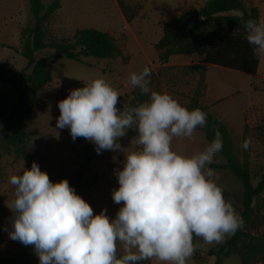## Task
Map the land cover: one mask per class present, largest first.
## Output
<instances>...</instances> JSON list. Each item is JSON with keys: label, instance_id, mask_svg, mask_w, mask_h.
I'll return each mask as SVG.
<instances>
[{"label": "clouds", "instance_id": "clouds-1", "mask_svg": "<svg viewBox=\"0 0 264 264\" xmlns=\"http://www.w3.org/2000/svg\"><path fill=\"white\" fill-rule=\"evenodd\" d=\"M244 28L254 55L264 58V20L248 19ZM150 75L145 66L129 76L131 87L149 96L137 106L118 108L120 93L103 77L58 102L56 127L68 128L73 141L84 138L98 154H124L115 173L119 187L112 191L113 202L122 205L115 218L106 209L94 213L66 178L51 181L35 161L10 177L9 238L32 246L39 264H188L203 246L197 238L221 244L244 227L209 167L223 149L221 133L215 130L214 139L191 155L174 151V138L191 139L207 126V113L152 90ZM132 128L138 131L135 147L125 149L119 140ZM251 144L249 137L241 147Z\"/></svg>", "mask_w": 264, "mask_h": 264}, {"label": "rangeland", "instance_id": "rangeland-1", "mask_svg": "<svg viewBox=\"0 0 264 264\" xmlns=\"http://www.w3.org/2000/svg\"><path fill=\"white\" fill-rule=\"evenodd\" d=\"M53 1L55 0H43L45 5ZM120 1L124 3L129 15L137 12V17L131 22L126 20L124 12L119 7ZM159 1L61 0V9L51 16L46 24L47 41L71 42L79 30L96 28L110 33L115 38L119 54L108 60L89 57L80 63L59 57L48 62L46 69L53 81L38 92L33 113L25 122L29 141L21 149L18 144L12 143L4 129L5 117L8 116L15 97L11 95L7 86L0 83V257L28 251L30 259L27 264H39L32 246H25L9 238L11 221L14 217L10 208L15 191L14 186L9 182L10 177L14 174H22L23 167L30 169L33 161L38 163L42 171L47 172L53 182L74 175L80 163L76 159V154L85 144L91 142L84 139L79 143L78 138L73 141L68 128L56 127L60 114L58 102L66 98L70 90L83 87L84 83L97 77H103L119 91L117 107L120 109L128 106L135 90L129 83L130 74L142 71L145 66L151 69L152 90L171 94L187 108L192 98L198 96L201 104L229 128L234 152L240 161H249L252 182L257 185L264 171V58L261 65L263 72L259 76L209 66L207 78L210 96L208 97L206 78L202 74L191 71L190 66L166 68L159 59L160 52L154 44L147 41L145 25L152 19L143 11L146 6ZM206 1L197 0L191 2L190 6L184 3L181 8H198ZM243 1L247 5L256 4L262 10V20H264V0ZM170 20L171 18L166 17L162 22ZM32 25L33 19L28 0H0V64L4 63L14 71L30 73L31 68L28 67L27 60L21 52L24 44L28 42L23 30ZM52 53L56 51L44 49L36 53V58L41 59ZM177 58L184 60L189 56L180 55ZM214 102L216 103L213 104ZM137 134L135 128L129 129L119 143L125 149L130 146L135 147L133 139ZM249 137L252 144L245 150L241 145ZM209 143L204 133L196 130L191 139L174 138L172 148L179 153L191 155L203 150ZM123 161V152L104 150L88 166V178L97 174L100 182L98 187L93 188L89 193L79 191L77 194L91 205L94 213L106 209L107 215L115 218L122 206L113 202L112 191L119 187L115 173L122 169ZM224 163L221 154L217 153L212 164ZM213 170L219 177L218 183L224 189L225 198L230 200L236 211L240 213L244 195L242 183L231 170ZM263 199L264 191L254 200V215L246 228L249 233L256 236L263 232L260 209ZM231 237L232 235L225 240ZM202 245L199 260L207 258L215 263L216 258L209 256L207 252L219 244L203 243ZM224 264L242 263L238 255H233L225 259ZM243 264H264V253L256 258L247 259Z\"/></svg>", "mask_w": 264, "mask_h": 264}, {"label": "trees", "instance_id": "trees-1", "mask_svg": "<svg viewBox=\"0 0 264 264\" xmlns=\"http://www.w3.org/2000/svg\"><path fill=\"white\" fill-rule=\"evenodd\" d=\"M28 1L33 25L23 30L28 42L24 44L21 55L27 60L31 71L30 73L14 71L4 63L0 64V83L7 86L11 95L15 97V102L5 117L4 129L12 143L18 144L20 149L29 141L25 122L33 113L38 92L53 81L46 69L48 62L59 57L80 63L89 57L108 60L119 54L115 38L110 33L96 28L79 30L71 42L47 41L46 24L51 16L61 9V0H55L49 5H45L43 0ZM119 6L128 22L137 17V12L128 14L122 1L119 2ZM248 19L261 20L258 7L248 8L243 0H207L200 7L183 12L163 27V35L155 44L160 52L159 59L165 64L172 56L195 54L202 57V64L191 65L190 70L199 72L203 77L206 66H217L256 76L261 58L254 55L253 47L245 39L244 22ZM44 49L55 50L56 53L37 59L36 53ZM148 99L149 96L135 89L128 106H137ZM196 108L207 113V126L197 128V131L203 132L209 142L214 139L215 130H219L222 135L223 149L219 153L225 163L212 164L211 168L231 170L244 188L243 204L239 213L244 219V227L207 253L216 258L214 264H223L225 259L233 255H238L243 264L247 259L256 258L264 253V199L260 205L262 234L256 236L246 230L254 215V200L264 191V171L257 185H254L250 163L248 160L240 161L235 154L233 140L226 124L210 113L201 104L198 96L192 98L188 107L189 110ZM78 141L82 143L84 138L80 137ZM97 155L95 145L92 143L85 144L76 154V159L80 163L74 175L67 179L76 193L83 191L87 194L98 187L99 175L93 174L88 178V166ZM196 242L203 244L199 238ZM201 252L202 247L193 257L199 260ZM120 254L118 252V255ZM29 259L30 253L26 251L0 257V264H27Z\"/></svg>", "mask_w": 264, "mask_h": 264}, {"label": "crops", "instance_id": "crops-1", "mask_svg": "<svg viewBox=\"0 0 264 264\" xmlns=\"http://www.w3.org/2000/svg\"><path fill=\"white\" fill-rule=\"evenodd\" d=\"M196 1L197 0H160L156 4H151L149 6H146L144 8L143 13L146 15L148 14V16L152 19V21H150L149 23L145 25V30L147 31V35H148L146 38L148 39L147 41L150 44L151 43L154 45L157 44L163 35V27L171 23L175 18L180 16L183 12L192 9L191 7L181 8L182 5L185 3V4H188V6H190L191 2H196ZM246 6L248 8L258 7L254 3H249L248 5L246 4ZM259 10L261 13V20H262V10L260 8ZM166 17L171 18V20L167 22H162V20H164ZM152 36H153V40H152ZM141 47L143 49V46ZM178 56L180 55H175V56L170 57L169 61L163 64V66H165L166 68H172V67H178V66L184 67V66H191L195 64H202L201 63L202 57L199 55H195V54L181 55V56H189V58L184 59V60L183 59L179 60V58H177ZM261 65H262V58L260 59L257 76H259L261 72H263ZM208 69H209V66H206L205 78H206V83L208 86L207 96L209 97L210 96L209 81L207 78ZM215 103L216 102H214L213 104ZM148 264H158V262L151 261V262H148ZM188 264H214V263L208 260L207 258H205L204 260H196L194 257H192L191 260H189Z\"/></svg>", "mask_w": 264, "mask_h": 264}]
</instances>
